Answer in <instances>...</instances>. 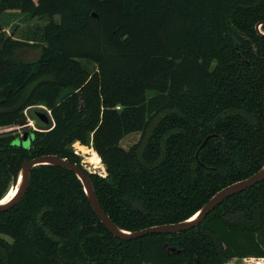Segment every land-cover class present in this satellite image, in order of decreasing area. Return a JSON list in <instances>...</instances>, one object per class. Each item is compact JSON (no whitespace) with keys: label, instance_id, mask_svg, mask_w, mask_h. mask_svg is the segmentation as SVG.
<instances>
[{"label":"trees","instance_id":"1","mask_svg":"<svg viewBox=\"0 0 264 264\" xmlns=\"http://www.w3.org/2000/svg\"><path fill=\"white\" fill-rule=\"evenodd\" d=\"M12 10L50 20L35 62L16 61V42L2 43L0 128L20 124L29 107L45 131L31 130L28 147L0 132V200L24 160L57 155L89 175L115 225L137 231L188 219L264 165V0H0V15ZM129 133L140 137L124 148ZM76 143L91 147L105 175L84 168ZM249 257L264 258V180L226 197L193 228L129 240L105 228L63 167H33L20 201L0 212V264Z\"/></svg>","mask_w":264,"mask_h":264},{"label":"water","instance_id":"2","mask_svg":"<svg viewBox=\"0 0 264 264\" xmlns=\"http://www.w3.org/2000/svg\"><path fill=\"white\" fill-rule=\"evenodd\" d=\"M39 119L42 121V119L44 120L47 118L45 114H40ZM20 124L21 125L25 124V120L22 119L20 121ZM209 137L210 136L205 137L199 149L204 146V144L206 143ZM198 150L196 151L195 154L196 158H197ZM38 165H53L73 171L80 180L83 190L86 194V197L93 211L101 221V223L112 235L125 240L135 239L152 233L169 234V233H177L193 228L197 226L206 217V215L209 214L215 207H217L226 197L238 191H242L244 189L250 188L255 184L264 180V165H263L256 173L252 174L251 176L233 182L223 187L219 191H217L195 214H193L188 219L176 223L154 225L137 231H126L115 225V223L111 220V218L102 209L94 193L92 181L89 175L81 168V166H79L75 162L69 161L66 158H62L57 155L45 154V155L33 157L31 159H26L22 162L16 183L17 187H15V192L6 202L0 203V212H4L8 210L9 208H11L20 201L28 186L30 171L33 167ZM174 249H175L174 247H170V251H174Z\"/></svg>","mask_w":264,"mask_h":264},{"label":"rangeland","instance_id":"3","mask_svg":"<svg viewBox=\"0 0 264 264\" xmlns=\"http://www.w3.org/2000/svg\"><path fill=\"white\" fill-rule=\"evenodd\" d=\"M53 19L55 21L59 20L57 15H54ZM49 20L50 18L46 15L32 16L30 14L21 13L17 10H12L1 14L0 27L2 36L0 37V48L3 41L6 39L8 41L16 42L15 45H10L9 55H11L16 61H20L23 63L37 61L42 53L41 48L46 46V41L44 39V26L48 23ZM83 63L87 64L90 70L94 69L95 67L91 63ZM30 107H39L38 109L42 108L44 110V113H49L48 111H46V108L43 105H32ZM28 108L29 107H27L23 112V120H25V124H18L16 126H11L8 128H0V132L9 131L11 133L18 134V136L14 138L12 142L13 145L28 147L30 145V141L33 138L31 130L45 131V128L37 127L34 120L29 117V115L27 114ZM42 122L43 124L47 123V119H42ZM139 137V133H129L121 139L120 145L124 148H128L130 145L135 143L139 139ZM73 149L78 153V155H80L82 159L81 163L88 172H96L98 174L105 175V171L103 173L98 172L100 170V167L98 165L99 161L97 160L94 152L92 153V150H89L91 149V147L84 146L80 148V146L77 147L76 143L73 144ZM90 162L93 164V166L91 168H88L90 165H86H88ZM5 238L8 241H11L9 237L5 236ZM249 258H235L229 261H225L224 264H253L254 260H251Z\"/></svg>","mask_w":264,"mask_h":264},{"label":"bare ground","instance_id":"4","mask_svg":"<svg viewBox=\"0 0 264 264\" xmlns=\"http://www.w3.org/2000/svg\"><path fill=\"white\" fill-rule=\"evenodd\" d=\"M20 180V179H19ZM15 187H17L16 185L13 186L8 192L7 194L0 200V202L4 203L6 202L15 192ZM253 264H263L262 262H253Z\"/></svg>","mask_w":264,"mask_h":264},{"label":"built area","instance_id":"5","mask_svg":"<svg viewBox=\"0 0 264 264\" xmlns=\"http://www.w3.org/2000/svg\"><path fill=\"white\" fill-rule=\"evenodd\" d=\"M118 108V107H117ZM76 152V151H75ZM246 259V258H243ZM249 259L254 260V262H262L264 261V258H255V257H250Z\"/></svg>","mask_w":264,"mask_h":264},{"label":"snow or ice","instance_id":"6","mask_svg":"<svg viewBox=\"0 0 264 264\" xmlns=\"http://www.w3.org/2000/svg\"><path fill=\"white\" fill-rule=\"evenodd\" d=\"M0 203H2V202H0ZM194 219H195V217H194Z\"/></svg>","mask_w":264,"mask_h":264}]
</instances>
